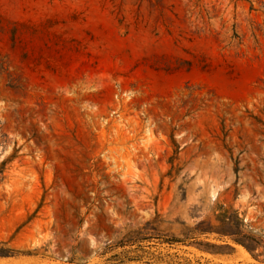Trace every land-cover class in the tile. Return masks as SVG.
<instances>
[{"label": "rangeland", "instance_id": "374dc122", "mask_svg": "<svg viewBox=\"0 0 264 264\" xmlns=\"http://www.w3.org/2000/svg\"><path fill=\"white\" fill-rule=\"evenodd\" d=\"M1 249L264 264V0H0Z\"/></svg>", "mask_w": 264, "mask_h": 264}, {"label": "trees", "instance_id": "16d2710c", "mask_svg": "<svg viewBox=\"0 0 264 264\" xmlns=\"http://www.w3.org/2000/svg\"><path fill=\"white\" fill-rule=\"evenodd\" d=\"M246 241L245 242L240 241V243L249 251V253L252 255V257L257 260L260 254H256L255 251L259 247L260 242L257 240H254V238H248V240H246ZM10 253H11V250H9V249H5V250L1 249L0 250L1 255H9Z\"/></svg>", "mask_w": 264, "mask_h": 264}]
</instances>
